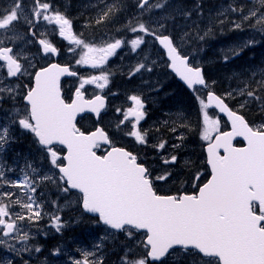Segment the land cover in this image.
Wrapping results in <instances>:
<instances>
[{
  "label": "snow or ice",
  "instance_id": "6c2138e0",
  "mask_svg": "<svg viewBox=\"0 0 264 264\" xmlns=\"http://www.w3.org/2000/svg\"><path fill=\"white\" fill-rule=\"evenodd\" d=\"M167 3L168 0H155L154 3L137 0V7L142 10L141 15H145L153 9H164ZM119 10L116 4L109 6L97 23ZM229 10L242 14L239 21H232L234 29H242L245 22H250V26L264 32V0H258V5L246 14L244 5L229 6ZM134 19L137 22L132 24L129 21L127 30L136 34L135 38L130 41L114 39L96 47L77 38L71 20L48 0H31L27 6L24 0H12L7 8L0 9V62H3L0 69L6 68V74L0 77V103L5 99L15 101L21 95L19 84H6V79L19 80L25 75L34 77V87L24 90V107L13 108L7 122L0 124V154L15 140L13 129L18 126L33 134L35 143L50 165L48 171L42 172L27 163L22 178L13 181L6 177V172L11 169L0 164V189L7 186L24 192V197L15 192H0L2 236L28 241L29 234L24 230L23 222L35 223L42 218V205L33 194L47 182L64 194L76 190L80 194L83 210L94 214L95 222L123 232L129 238L143 230L146 234V239L140 242L145 249L143 255L126 248L121 257L122 264H169L178 251L199 257L197 264H264V123L253 126L244 114L230 108L224 98L208 91L204 98L199 99V104L203 124L201 138L208 142L207 165L211 167V178L200 182L203 174L194 175L192 186L195 192L178 195L160 194L157 188L160 182L170 183L177 179L172 170H155L133 151L114 146L108 132L102 127L89 133L77 127L78 114L87 110L99 118L105 106L103 96L85 100L80 89L85 84L105 88L109 77L103 71V66L108 58L126 43H130L135 51L145 44V37H153L167 50L172 69L189 88L194 91H198L197 86L208 88L202 67L189 63V57L182 53L171 36L158 34L150 22ZM41 20L57 25L61 37L84 50L77 63L102 69L101 75L82 80L80 89L76 90V98L70 103L62 96L60 77L76 76L77 73L56 63L39 68L34 73L29 72L35 65L29 54L22 47H17V42L25 39L17 31V25L23 21L28 26V35L43 46L44 54H59L48 40L37 38L35 26ZM159 27L163 28L164 25L160 24ZM141 70L151 71V68L139 63L130 74L135 75ZM260 76L254 85L244 82L236 90V95L247 97L240 105L241 109L249 101H255L264 113V95L258 94L264 92V72ZM227 96L231 97L232 93H227ZM130 100L135 106L127 110L124 120L130 116L135 123L125 134L134 137L139 145L146 146L148 132L139 127L146 116L144 103L137 95H132ZM214 109L227 114L231 131H220V120L210 115L209 110ZM181 126L190 127L186 124ZM119 127L117 125V129ZM236 137H243L247 146L235 147L233 140ZM183 138L179 137L181 140ZM166 143L162 141L152 147L163 150ZM55 145L64 146L66 155L61 156ZM104 145H110V150L98 155L97 152L102 151ZM171 147L179 148L180 145ZM161 159L163 165H175L178 158L172 154L161 156ZM52 204L56 205V201H52ZM17 207L21 211H12ZM57 211L62 209L57 206ZM51 219L56 231L60 232L64 227L61 216L53 214ZM0 245L18 253L29 251L27 246L15 249L7 239H0ZM35 251L39 252L40 249L36 248ZM81 255L83 258L74 260L73 264H103V259L96 258L94 252L83 251Z\"/></svg>",
  "mask_w": 264,
  "mask_h": 264
},
{
  "label": "trees",
  "instance_id": "16d2710c",
  "mask_svg": "<svg viewBox=\"0 0 264 264\" xmlns=\"http://www.w3.org/2000/svg\"><path fill=\"white\" fill-rule=\"evenodd\" d=\"M220 2L225 3L226 6L229 4L234 6L236 4V7L244 5V10L258 5V2L255 3L253 0H182L181 3L183 5H189L188 7L193 9L196 8L198 12H207L210 14ZM241 15L242 14L239 12L234 13L229 10L228 13L222 18L223 23L216 20L214 15H208L209 22H213V26L207 31V35L205 38H203L204 40L196 44L194 43L191 47H189L187 52L202 54V52L205 51L203 48V44L205 42H217L219 38H232L230 36V25L232 24V21L240 20ZM165 31L168 32V27L165 28ZM257 41L259 42L255 43L256 41H253L245 48H242L236 52L239 54L229 52L217 56L215 53L211 52L210 57H213L214 60L220 58V60H218V64L221 66L219 68L220 71H215V67L212 66L206 71L209 80H215L217 82V84H215V92L225 96V100L231 107L239 106L238 112L244 114L251 124L264 122V113L259 110L257 102L255 101H249V103L243 109H241L240 105L244 103L247 97L236 95V90L238 87L243 86L244 82H251L254 85L255 81H253V78H249L248 74H250L256 67H264V41L260 40V38H258ZM225 57H227V59H225ZM229 92L232 93L231 97L227 96V93ZM258 94L264 95V92H258ZM181 99L188 103V108L190 109V118L193 124L192 130H195V137H197V133L200 132L201 125L197 121V116L200 114V109L198 110L200 104L198 105V103L191 99L188 100L185 98V96H181ZM188 108L187 110L189 111ZM226 127L227 124L224 121V128ZM14 134L16 135L15 137L18 138L13 141L14 148H17V145L19 144V149L24 157L21 155L19 156L16 153L9 152L7 154L6 165H16L19 162V170L24 172L27 170L26 164L30 163L32 166L37 167L42 172L48 171L50 167L49 161L39 150V146L35 143L33 134L26 130L23 131L20 129H18L16 133L14 132ZM25 157H27V159ZM193 162H195V160ZM199 170L200 169L197 168L196 174L199 172ZM202 172L204 171L202 170ZM194 175L195 172L190 171L188 177H193ZM22 176H20V179ZM18 178L19 176L17 179ZM0 191L15 192L19 196L24 197V192L20 189H1ZM33 195L37 199L38 203L42 205V218L35 223L29 221L23 222L24 230H27V224L30 227L29 230L31 234L28 241L31 244V250L18 253L17 251H10L7 247L0 245V262L3 260V258H7V264H54L56 260L63 257V255L59 252L62 250L61 248L65 245L70 248L73 247V242H78L77 240L83 238L84 233L88 229L93 230L96 236L100 235V231L103 228L99 223L95 222L96 219L83 214L78 197L76 198L77 200H75V202H72L70 208L63 211H57V206L60 208L65 202L69 201V198L72 194L58 192L55 186L45 182ZM15 198L16 197L14 196L13 199ZM52 201H56V205H53ZM12 211H21V209L17 207L12 209ZM53 214H58L62 218L64 227L60 232H57L55 228H49L53 227V221L51 219ZM1 236L2 231H0V237ZM134 236H137V233H135ZM129 242H132V240H129L128 243ZM25 243H27V241H25ZM124 244L125 242L123 241H116V245H118V247L115 246V250L111 249L109 245L102 246V254L100 258L103 259V264H118L121 257L124 255L122 252ZM36 248H39L40 251H35ZM143 250L145 251V249L140 247V251L136 254L143 255ZM55 253H59V256H57L58 258L55 256ZM75 253L78 258L82 257V255L77 251Z\"/></svg>",
  "mask_w": 264,
  "mask_h": 264
},
{
  "label": "flooded vegetation",
  "instance_id": "af4514ba",
  "mask_svg": "<svg viewBox=\"0 0 264 264\" xmlns=\"http://www.w3.org/2000/svg\"><path fill=\"white\" fill-rule=\"evenodd\" d=\"M113 4L118 5L120 10L116 11L114 14H110L109 17L104 19L101 23H97V20L107 11L108 7ZM135 9L134 7L129 11L125 0H56V10L71 20L73 33L77 38L89 41L91 44L94 38H103V40H105L104 45L107 42L114 41V39H124L126 41L133 39V37L128 38L132 33L127 30V25L129 24V20L134 24L136 20L134 18H138L139 14L137 9ZM35 31L40 38H57L60 46V48H58L60 61H69L70 56L64 44L71 43L59 35V28L57 25L52 26V24H48L41 20L40 23L35 26ZM27 37L33 38L28 35V27L26 25L25 38ZM108 61H110L109 66H111V70L114 73H120L122 75H126L129 70L133 71L139 63H145L151 70H158L160 65L163 64V61L159 58L158 49L156 47L150 49L148 45L145 56L143 55L142 45L135 51L131 48L127 49V47L123 45L121 49L117 50L114 56L108 58ZM78 66L82 68L81 64ZM87 68L90 67L87 65ZM143 71L144 70H141V72ZM83 79L86 78H81V81ZM110 84L111 81L109 80L108 85ZM182 134L184 137H187L186 130ZM129 150L133 151L132 148Z\"/></svg>",
  "mask_w": 264,
  "mask_h": 264
},
{
  "label": "rangeland",
  "instance_id": "374dc122",
  "mask_svg": "<svg viewBox=\"0 0 264 264\" xmlns=\"http://www.w3.org/2000/svg\"><path fill=\"white\" fill-rule=\"evenodd\" d=\"M186 13H184L183 11H178L177 12V17H182L184 14H185V16L187 15V13H189V11L187 12V11H185ZM206 21V20H205ZM163 23V18H162V20L160 19V15H159V25L160 24H162ZM161 28L159 27L158 28V30H160ZM185 38V33H180L179 35H177L175 38ZM30 40L27 38V42H26V39H24V40H21V41H18L17 42V46L18 47H22L23 48V50H24V48H25V46L27 45H29V42ZM243 42L244 41H241L240 42V46H242L243 45ZM152 43H149V45H151ZM234 44H235V42H232L230 45H232V47L234 46ZM226 48V50H229L230 51V49H233V48ZM88 66H90V65H88ZM254 73H256V71L254 72ZM92 76H88V77H86V79H89V78H91ZM92 88L93 89H97V90H101V91H103L105 88H103V89H100V88H98L95 84H93V86H92ZM125 90H127L126 88H124V89H122L121 91H125ZM130 97H131V95H129V94H126V93H121L120 91H116L115 92V102H116V104H115V107H116V115H119L120 117H121V119H123L124 120V117L127 115V112L126 111H124L123 109H124V107L123 106H125L126 104H127V100L128 99H130ZM135 106V105H134ZM129 119H132V117H128ZM176 119V118H175ZM185 161H189V156H183V158L181 157V159H180V166L181 167H183V164H186L185 163ZM190 167V166H189ZM191 168V167H190ZM173 170V169H172ZM68 204H70V203H68ZM4 239H7L8 240V242L9 243H11V244H13L14 245V247H15V249H17V250H19V249H21V248H23V247H25V246H27L28 247V244L27 245H23L22 246V242L21 243H15V240L16 239H11V238H5V237H3ZM101 240V241H103V240H108V241H111L112 239H113V236H112V234H109V233H107L106 234V237H103L102 235L98 238V240ZM91 242H92V245H91V247H92V249H95V246H97V244L100 242V241H96V240H94L93 238L91 239ZM69 253V252H68ZM71 257H73V256H70L69 258H65V259H63V260H59V261H57V264H73V261H74V258H73V260H72V258ZM176 260H177V262H179V263H181L182 261H185V262H189L190 264H197V262L199 261L198 259H191V258H188V255H185V254H183L182 252H179V253H177L176 254V257H174ZM5 259H4V261L2 262V263H0V264H5ZM174 262H176V261H174Z\"/></svg>",
  "mask_w": 264,
  "mask_h": 264
},
{
  "label": "water",
  "instance_id": "95a60500",
  "mask_svg": "<svg viewBox=\"0 0 264 264\" xmlns=\"http://www.w3.org/2000/svg\"><path fill=\"white\" fill-rule=\"evenodd\" d=\"M166 50V49H165ZM167 51V50H166ZM171 70L177 75V77H178V79L182 82V83H184L185 85H187L186 84V82L185 81H183L181 78H180V76L172 69V67H171ZM63 76V75H62ZM62 76L60 77V80H61V78H62ZM191 89V88H190ZM218 112H219V110L218 109H216ZM85 113H93V112H90V111H87V110H85L84 112H82V113H80V114H78L77 115V117L78 116H80V115H84ZM221 115H223L226 119H227V121H228V123L230 124V128H231V122H230V120L228 119V116H227V114L226 113H221V112H219ZM77 119V118H76ZM232 129H230V131H231ZM236 139H241V140H243L245 143H246V146H247V141H245L244 140V138L243 137H236L234 140H233V143H234V141L236 140ZM61 146V145H60ZM245 146V147H246ZM62 147H64V146H62ZM65 148V147H64ZM223 152V151H222ZM206 153H207V148H206ZM209 167H210V165H209ZM210 169H211V167H210ZM73 191H76V190H73ZM77 192V191H76ZM90 215H92V216H95L94 214H90ZM141 231H143V230H141Z\"/></svg>",
  "mask_w": 264,
  "mask_h": 264
},
{
  "label": "bare ground",
  "instance_id": "6f19581e",
  "mask_svg": "<svg viewBox=\"0 0 264 264\" xmlns=\"http://www.w3.org/2000/svg\"><path fill=\"white\" fill-rule=\"evenodd\" d=\"M114 21H116V20H114ZM120 21V20H119ZM130 21V20H129ZM124 23V22H123ZM115 24V23H114ZM128 24V23H127ZM116 26V25H115ZM123 26V25H122ZM108 27V26H107ZM110 28V27H109ZM111 28H113V27H111ZM114 29V28H113ZM122 30H124V29H122ZM113 31V30H112ZM115 31V30H114ZM121 32V31H120ZM124 57V56H123ZM68 244V243H67ZM118 245H120V244H118ZM103 249H105V248H103ZM143 254V253H142ZM117 258V257H116ZM115 259V258H114Z\"/></svg>",
  "mask_w": 264,
  "mask_h": 264
}]
</instances>
